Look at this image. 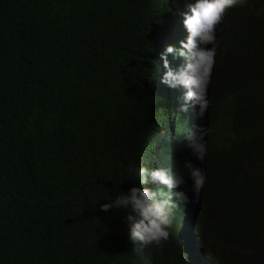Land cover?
I'll use <instances>...</instances> for the list:
<instances>
[{
    "label": "clouds",
    "instance_id": "clouds-1",
    "mask_svg": "<svg viewBox=\"0 0 264 264\" xmlns=\"http://www.w3.org/2000/svg\"><path fill=\"white\" fill-rule=\"evenodd\" d=\"M244 1L101 0L86 9L68 0L87 32L51 68V105L30 112L20 93L0 91L4 264H219L200 231L219 113L211 93L222 29ZM81 86L89 95L76 101ZM175 120L182 142L151 130Z\"/></svg>",
    "mask_w": 264,
    "mask_h": 264
},
{
    "label": "trees",
    "instance_id": "trees-1",
    "mask_svg": "<svg viewBox=\"0 0 264 264\" xmlns=\"http://www.w3.org/2000/svg\"><path fill=\"white\" fill-rule=\"evenodd\" d=\"M78 1L86 9L102 4ZM86 32L68 0H0V91L20 93L30 112L49 107L51 68ZM219 49L211 93L219 113L211 119L201 236L219 264H264V0H245L231 12ZM81 88L76 101L89 95Z\"/></svg>",
    "mask_w": 264,
    "mask_h": 264
},
{
    "label": "water",
    "instance_id": "water-1",
    "mask_svg": "<svg viewBox=\"0 0 264 264\" xmlns=\"http://www.w3.org/2000/svg\"><path fill=\"white\" fill-rule=\"evenodd\" d=\"M166 129H169V130L172 132L171 137L174 138L175 141L182 142V137H183V135H184L186 132L183 131V128H182V126L180 125V123H178V122L175 120V121H173L172 125L167 124ZM190 188H191V186H190V187L187 186L186 189H184V190L189 192V191H190ZM188 194H189V193H188ZM181 207H182V208L186 211V213H187V209H188V208H187V205H182ZM176 214H177V213H176ZM176 214H175V219H174L172 225L174 224V227L177 226V228H178ZM180 223H181L180 225L182 226V225H183V222H180ZM183 230H184V228H183ZM172 249H175V248H172Z\"/></svg>",
    "mask_w": 264,
    "mask_h": 264
},
{
    "label": "bare ground",
    "instance_id": "bare-ground-1",
    "mask_svg": "<svg viewBox=\"0 0 264 264\" xmlns=\"http://www.w3.org/2000/svg\"><path fill=\"white\" fill-rule=\"evenodd\" d=\"M151 130L153 131V132H156L157 134L158 133H171V131L169 130V129H164V130H162V129H160V132H159V129L157 128V126L156 125H152V127H151ZM189 213L191 214L192 213V208H190V210H189Z\"/></svg>",
    "mask_w": 264,
    "mask_h": 264
},
{
    "label": "rangeland",
    "instance_id": "rangeland-1",
    "mask_svg": "<svg viewBox=\"0 0 264 264\" xmlns=\"http://www.w3.org/2000/svg\"><path fill=\"white\" fill-rule=\"evenodd\" d=\"M157 128L159 129V132H160V129H161V128H160V127H158V126H157Z\"/></svg>",
    "mask_w": 264,
    "mask_h": 264
}]
</instances>
